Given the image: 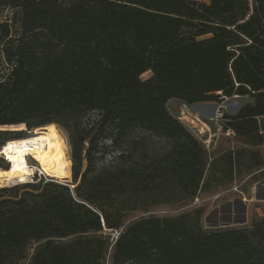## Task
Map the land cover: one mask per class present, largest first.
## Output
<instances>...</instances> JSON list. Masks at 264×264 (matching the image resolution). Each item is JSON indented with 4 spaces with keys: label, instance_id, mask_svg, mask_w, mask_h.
<instances>
[{
    "label": "trees",
    "instance_id": "16d2710c",
    "mask_svg": "<svg viewBox=\"0 0 264 264\" xmlns=\"http://www.w3.org/2000/svg\"><path fill=\"white\" fill-rule=\"evenodd\" d=\"M6 11L0 127H61L72 183L0 188V264H264V215L206 231L194 205L264 171V0H0ZM233 97L248 102L223 110L213 151L168 106ZM138 129L167 149L99 167ZM24 139L0 130V153Z\"/></svg>",
    "mask_w": 264,
    "mask_h": 264
},
{
    "label": "rangeland",
    "instance_id": "374dc122",
    "mask_svg": "<svg viewBox=\"0 0 264 264\" xmlns=\"http://www.w3.org/2000/svg\"><path fill=\"white\" fill-rule=\"evenodd\" d=\"M9 18V12L6 11L0 20H7ZM7 66L4 64L1 52H0V77L6 72ZM151 76V73H146L142 76V79L146 80ZM248 100L240 97L227 98L221 104L223 110L230 114L236 113L242 105H244ZM170 107L172 113L180 118V120L192 129V132L204 143L210 145V150L213 151L220 140L221 128L216 124L215 121H208V126L210 130L207 133H200L199 129L201 128L200 124L193 119L188 118L187 120L182 119L183 114L188 112L185 109V106L178 103H171ZM191 112L198 113L197 108L190 107ZM215 111L210 115L206 116L208 118L214 117ZM203 120H206L205 116L201 115ZM57 127L56 125H54ZM264 127V123L262 125ZM61 133L63 139L67 144V156L71 160V152L69 147V140L67 133L61 128L57 127ZM198 128V129H197ZM41 129V128H39ZM0 130H9L13 132L25 131L26 137L31 138L36 135V130H27L25 126H7L0 127ZM209 140V141H207ZM206 141V142H205ZM107 144H110L108 142ZM168 147V144L163 139L157 138L150 133L144 130H136L131 136L124 140L120 145L119 149L110 148L109 153L105 156L103 161L98 163L99 167H113V166H130L131 164L146 163L150 161L151 157L162 154ZM124 153L125 156L132 154V159H118L119 155ZM1 156V154H0ZM3 156V155H2ZM30 166L38 168V163L32 158L28 157ZM263 170V169H262ZM258 171L251 176L245 177L243 180L237 181L233 186L221 190L219 193L206 195L196 200L194 205L204 209L203 216V227L206 231H219L226 229H235L241 227H247L251 224V221L254 217L264 215V171ZM71 171H72V162H71ZM46 175V174H45ZM47 176V175H46ZM38 176H34L35 178ZM48 180L61 182L58 179L47 176ZM39 180H44V178H39ZM72 183V179L70 180ZM17 184L11 183L5 184L4 186L0 185V188L4 187H13L14 185H21L26 183H32L27 180L26 182H15ZM144 201V199H142ZM144 204L147 201L142 202ZM149 200L148 202H150ZM185 208H181V205H174L172 207L164 208L160 210L159 214L161 215H176ZM145 213L139 209L136 213L137 216H142ZM116 232H112V236L115 238ZM108 264V263H107Z\"/></svg>",
    "mask_w": 264,
    "mask_h": 264
},
{
    "label": "bare ground",
    "instance_id": "6f19581e",
    "mask_svg": "<svg viewBox=\"0 0 264 264\" xmlns=\"http://www.w3.org/2000/svg\"><path fill=\"white\" fill-rule=\"evenodd\" d=\"M35 133L34 137L11 141L3 147L0 154L8 160L10 170L0 169L1 186L31 179L36 167L30 166L28 157H32L38 163L39 170L47 176L61 182L72 179L68 146L58 128L49 125L36 129Z\"/></svg>",
    "mask_w": 264,
    "mask_h": 264
},
{
    "label": "built area",
    "instance_id": "2783aa9c",
    "mask_svg": "<svg viewBox=\"0 0 264 264\" xmlns=\"http://www.w3.org/2000/svg\"><path fill=\"white\" fill-rule=\"evenodd\" d=\"M185 106V109H186V111L188 112L187 114H183L182 116H183V118L182 119H185V120H187L188 118H191V119H193V123L195 122V121H197V123H199L200 124V126H201V128L199 129V132L202 134H204V133H207L209 130H210V128H209V126H208V121H215L216 122V124L218 125L219 124V122H220V120L223 118V113H224V111H223V107L222 106H217L216 107V109H215V114H214V117H210V118H208V117H206V118H204V119H206V120H203V118H202V114L200 115V114H198L197 112L196 113H193V112H191L190 111V107L191 106H187V105H184ZM195 120V121H194ZM263 120H264V118H263ZM190 128V127H189ZM191 129V128H190ZM198 129V128H197ZM192 130V129H191ZM205 131H207V132H205ZM233 133L232 132H228L227 133V135L228 136H230V135H232ZM207 141H209V140H207ZM206 142V141H205ZM204 145L208 148V149H210V145L209 146H207L208 144H206V143H204ZM32 168H33V166H31ZM35 168V167H34ZM38 176V179L39 178H44L46 181H49L48 180V178H47V176L44 174V173H42L40 170H39V168H35V173L32 175V177H31V179L29 180V182H34V176ZM40 181V180H39ZM13 184H17V183H13ZM119 232H116V235H115V239H117L118 238V236H119Z\"/></svg>",
    "mask_w": 264,
    "mask_h": 264
},
{
    "label": "crops",
    "instance_id": "0c3cea01",
    "mask_svg": "<svg viewBox=\"0 0 264 264\" xmlns=\"http://www.w3.org/2000/svg\"><path fill=\"white\" fill-rule=\"evenodd\" d=\"M171 103H178V104L182 105L181 102L170 101L169 105H168L170 111H172V109L170 107ZM217 106H219V105H217L215 103H203V104L192 105V107L197 108L198 112H200L205 117L208 116V115L212 116V115H210V112H212V114H213ZM259 123H260L261 132L264 133V127L262 126L263 123H264L263 118L260 119Z\"/></svg>",
    "mask_w": 264,
    "mask_h": 264
},
{
    "label": "water",
    "instance_id": "95a60500",
    "mask_svg": "<svg viewBox=\"0 0 264 264\" xmlns=\"http://www.w3.org/2000/svg\"><path fill=\"white\" fill-rule=\"evenodd\" d=\"M71 181L67 182V183H70ZM74 188V187H73Z\"/></svg>",
    "mask_w": 264,
    "mask_h": 264
}]
</instances>
